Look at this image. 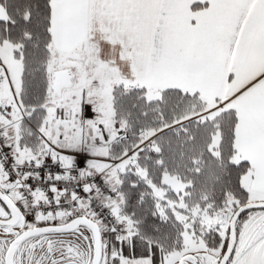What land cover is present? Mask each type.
Wrapping results in <instances>:
<instances>
[{"label": "snow or ice", "instance_id": "obj_1", "mask_svg": "<svg viewBox=\"0 0 264 264\" xmlns=\"http://www.w3.org/2000/svg\"><path fill=\"white\" fill-rule=\"evenodd\" d=\"M0 264H264V0H0Z\"/></svg>", "mask_w": 264, "mask_h": 264}]
</instances>
